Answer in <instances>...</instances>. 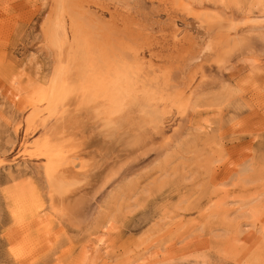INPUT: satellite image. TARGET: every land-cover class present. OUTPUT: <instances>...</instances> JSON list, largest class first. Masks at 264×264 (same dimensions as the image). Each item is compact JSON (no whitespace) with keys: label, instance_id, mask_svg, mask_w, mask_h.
<instances>
[{"label":"rangeland","instance_id":"rangeland-1","mask_svg":"<svg viewBox=\"0 0 264 264\" xmlns=\"http://www.w3.org/2000/svg\"><path fill=\"white\" fill-rule=\"evenodd\" d=\"M0 264H264V0H0Z\"/></svg>","mask_w":264,"mask_h":264},{"label":"bare ground","instance_id":"bare-ground-1","mask_svg":"<svg viewBox=\"0 0 264 264\" xmlns=\"http://www.w3.org/2000/svg\"><path fill=\"white\" fill-rule=\"evenodd\" d=\"M68 1V0H67ZM76 1V0H75ZM95 1V0H94ZM57 3L59 4V2L57 1ZM69 3V2H68ZM80 3V2H79ZM73 4L74 3H72V5L71 4H69V5H71L72 7H75V6H73ZM75 4H77V3H75ZM65 6H67V9L69 10L70 8L68 7V4H64ZM97 5V4H96ZM62 6V5H61ZM61 6H59V7H61ZM86 6V5H85ZM79 7V6H78ZM78 7H76V8H78ZM56 8V7H55ZM54 9V8H53ZM61 9H62V12H61V14L62 13H66L67 14V9L65 8V7H61ZM65 9L67 10L66 12H65ZM83 9H86V8H83ZM59 10V9H58ZM56 11H57V9H56ZM56 11H54V13H56ZM70 11H72V10H70ZM74 11V10H73ZM72 11V12H73ZM59 12V11H58ZM59 12V13H60ZM69 12V11H68ZM85 12V11H84ZM90 12V11H89ZM89 12H88V14H89ZM202 12V11H201ZM58 13V14H59ZM74 13V12H73ZM203 13V12H202ZM194 14V13H193ZM198 14L200 15L201 13L200 12H198ZM55 15V14H54ZM53 15V16H54ZM65 15V14H64ZM82 15V14H81ZM198 15V16H199ZM58 16H60L61 17V15H58ZM112 16V15H111ZM197 16V15H196ZM197 16V17H198ZM63 17V16H62ZM206 17H208V16H206ZM69 18V17H68ZM74 18H76L75 16H74ZM74 18L72 19L73 21H75V20H77V19H80V18H76L75 20H74ZM129 18V19H128ZM127 19H123V24H122V22L120 23V24H122V26L124 27L123 29H121V31H119L118 29H114V30H117V34H121V35H119L118 36V42L116 43V42H113V44H115L114 46L116 47V48H118V46H119V48L118 49H116V48H114V50L116 49V52H118L119 53V58L120 59H115V64L113 65V67H114V69L115 70H118V72L121 74L120 75V80L122 81V83L124 82H127L128 84H129V86L128 87H135L136 86V82L133 80V76H135L136 74H137V72L138 71H136L135 69H133V66L135 67L136 65H132L131 63H129L128 62V60H129V58H131V56L129 57L128 56V54L123 50V48L125 47V46H127L126 47V49H128V46H129V42H130V39L132 38L131 36H132V33H137L138 34V32L145 38L146 37V32H148V30H150V32H151V30H152V27H147V26H145L144 24H140V23H138V21H134V19H130L131 17H128ZM60 19V18H59ZM119 19H120V17H119ZM200 18H198V20H199ZM202 19V18H201ZM52 20V19H51ZM53 20H54V17H53ZM55 20H56V18H55ZM64 20H65V18H64ZM59 21H63L62 19L61 20H59ZM70 22H71V20H69ZM81 21H82V19H81ZM115 21V20H114ZM202 20H200V22H201ZM52 22H55V21H52ZM65 22V21H64ZM84 22V21H83ZM116 22V21H115ZM207 22V21H206ZM48 23H50V20H49V22ZM60 23V22H59ZM59 23H57V25H59ZM71 23H73V22H71ZM70 23V24H71ZM111 23V22H110ZM109 23V24H110ZM203 23V22H202ZM208 23V22H207ZM114 24V23H113ZM120 24H118V25H120ZM72 25V24H71ZM117 25V26H118ZM200 25H201V23H200ZM231 25H233L232 27L233 28H235V24H231ZM51 26V30L49 31L50 32V35L51 36H49L50 37V40L52 41V42H54V45L55 44H60V47L59 46H57V47H59L61 50L62 49H64V46H66L67 45V43H69V42H65V40H66V38L68 37V36H66L67 34H66V31H65V29L64 28H62L63 26H59V28H61V30L59 29L58 30V28H56V29H54V24L53 25H50ZM49 26V27H50ZM52 26H53V28H52ZM76 26V25H75ZM112 26V25H111ZM114 26H115V24H114ZM58 27V26H57ZM70 27V26H69ZM74 27V26H73ZM109 27H110V25H109ZM108 27V28H109ZM231 27V28H232ZM75 28V27H74ZM77 28V27H76ZM212 28H214V27H212ZM216 28V27H215ZM226 28V27H225ZM228 28L230 29V27L228 26ZM233 28L231 29V30H233ZM237 28V27H236ZM235 28V29H236ZM52 29H54V30H52ZM70 29V28H69ZM98 29V28H97ZM104 29V28H103ZM102 29V30H103ZM210 29V28H209ZM228 29V30H229ZM48 30H49V28H48ZM47 30V31H48ZM112 30H113V28L111 27V29H109L108 30V32L106 33V35L108 36V37H110L111 36V34H112ZM219 30H220V28H219ZM226 30H227V28H226ZM68 31V30H67ZM76 31H77V29H76ZM104 31V30H103ZM123 31V32H122ZM221 31V30H220ZM207 32H209V31H207ZM214 32V31H213ZM229 32H230V30H229ZM228 32V33H229ZM76 33V32H75ZM219 33V32H218ZM217 33V34H218ZM221 33V32H220ZM225 33H227L226 31H225ZM209 34H211V31H210V33ZM212 34H214V33H212ZM223 34V33H222ZM100 35V34H99ZM114 35H116L115 33H114ZM215 35V34H214ZM149 36V35H148ZM148 36L146 37V39L148 38ZM152 36V35H151ZM74 37H75V35H74ZM73 37V38H74ZM97 37V36H96ZM224 37V36H223ZM245 37V36H244ZM98 38V37H97ZM105 38V37H104ZM137 38V37H136ZM141 38V37H140ZM144 38H142L141 40L143 41V39ZM215 38V37H214ZM60 39V40H59ZM133 39V38H132ZM131 39V40H132ZM150 39V38H149ZM226 39V38H225ZM236 39H238V38H236ZM241 39V38H240ZM247 39V38H246ZM113 40V39H112ZM98 41H100V40H98ZM129 41V42H128ZM240 41H242V40H240ZM244 41V40H243ZM66 44H65V43ZM134 42V41H133ZM132 41H131V43H133ZM139 42V41H138ZM138 42H137V46H138ZM148 42V41H147ZM230 42V41H229ZM246 42H248L247 40H246ZM51 43V42H50ZM125 43H127L126 45H125ZM136 43V42H135ZM146 43V42H145ZM65 44V45H64ZM82 44V43H81ZM112 44V45H113ZM143 44V43H142ZM218 44V43H217ZM216 44V45H217ZM224 44V43H223ZM245 44V43H244ZM110 45V44H109ZM108 45V46H109ZM121 45H123L124 47H121ZM131 45V44H130ZM133 45V44H132ZM132 45H131V47H132ZM134 45H136V44H134ZM141 44H139V46H140ZM215 45V44H214ZM225 45V44H224ZM143 46V45H142ZM237 46H238V44H237ZM244 46H246V45H244ZM239 47V46H238ZM135 48V47H134ZM138 48V47H137ZM139 48H141V46L139 47ZM201 48V47H200ZM60 49H58V50H60ZM70 49V48H69ZM239 49V48H238ZM61 50H60V52H61ZM132 50H134L133 48H132ZM137 50V49H136ZM231 50V49H230ZM233 50H235V48H233ZM63 51V50H62ZM93 51V50H92ZM135 51V50H134ZM227 51V50H226ZM232 51V50H231ZM110 52V51H109ZM132 52V51H131ZM219 52V51H218ZM134 54V53H133ZM135 54H137V52H135ZM134 54V55H135ZM219 54H221V53H219ZM115 55H117V54H115ZM121 55V56H120ZM225 55H228V53H222L221 54V58H223ZM230 55V54H229ZM232 55V54H231ZM111 56H113V55H111ZM138 57H140V56H138ZM213 58H214V56H212ZM110 58H113V57H110ZM225 58V57H224ZM134 59H135V57H134ZM137 59H139V58H137ZM216 59V58H215ZM218 59V58H217ZM226 59V58H225ZM70 60V59H69ZM136 60V59H135ZM140 60V59H139ZM209 60V59H208ZM130 62L131 61H134V60H132V58L129 60ZM218 61H220L219 59H218ZM222 61H224V60H222ZM69 62V61H68ZM116 62H118L119 64H117L116 65ZM212 62V61H211ZM226 62H227V59H226ZM142 63V62H141ZM131 64V65H130ZM134 64H137V66L140 64H138V63H134ZM204 64V63H203ZM66 63H64V61L63 60H61L60 62H59V64H58V66H57V71H59V74H61L62 73V75H65L64 74V70L66 69ZM116 65V66H115ZM142 64H140V66H141ZM139 66V67H140ZM223 66V65H222ZM221 66V67H222ZM131 68V69H130ZM104 69V68H103ZM102 69V70H103ZM66 70H68V68L66 69ZM149 70V69H148ZM152 70V69H151ZM151 70H150V72H151ZM84 71V70H83ZM86 71V70H85ZM134 71V72H133ZM141 71V70H140ZM68 71H66L65 73H67ZM149 72V73H150ZM154 72V71H153ZM176 72V71H175ZM175 72H173V73H175ZM134 73H136L135 75H134ZM141 73H142V71H141ZM179 73V72H178ZM59 74H54V76L53 77H61L60 78V80H62V75L60 76ZM146 74V73H145ZM152 74H154V73H152ZM156 74V73H155ZM182 74V73H181ZM142 75V74H141ZM173 75V74H172ZM148 76V75H147ZM175 76H176V74H175ZM59 77H58V80H59ZM174 77V76H173ZM179 77V76H178ZM136 78V77H135ZM158 78V77H157ZM165 78V77H164ZM176 78H177V76H176ZM74 79V78H73ZM75 79H76V77H75ZM115 79V78H114ZM141 79V78H140ZM90 80V79H89ZM93 80V79H92ZM138 80V79H137ZM156 80V79H155ZM158 80V79H157ZM169 80V77H168V79L167 80H164V81H168ZM56 81H57V78H56ZM76 81V80H75ZM78 81V80H77ZM151 81V80H150ZM170 81H175V79L174 78H172V79H170ZM182 81V80H181ZM59 82V81H58ZM79 82V81H78ZM86 82V81H85ZM84 82V83H85ZM95 82V81H94ZM140 82V84H142L144 87H143V89H144V91H145V93H147L146 94V96L147 95H149V94H151V95H153V96H155V95H158L159 97L161 96V97H163V98H166V100H169L170 102H172L173 100H175V102H176V104L177 103H183V102H185L184 101V98H183V101H179V97H181L180 95H182L183 96V92H181V90L180 89H178V88H176V87H173V86H171V85H164V83H166V82H162V84H160L161 85V89H158L157 87H155V83L154 82H152V83H154V84H151V82H149L148 80H144L143 81V83H141V80L139 81ZM184 82V81H183ZM55 83V80H53V78H52V81H51V85H50V88L49 89H47L48 91L46 92V95H45V100H46V102L49 104V106H53V102H55L54 100H55V98H57L56 96H58V93L56 94V92H55V88H54V85H56V84H54ZM71 83H72V81H71ZM120 83V82H119ZM119 83H117V86H122V85H118ZM135 83V84H134ZM181 83V82H180ZM54 84V85H53ZM79 84V83H78ZM158 84V83H157ZM177 84V83H176ZM57 85H58V83H57ZM75 85V83H73V86ZM95 85V84H94ZM134 85V86H133ZM59 86H61V85H58V88H59ZM84 86V85H83ZM116 86V87H117ZM72 87V86H71ZM82 87V86H81ZM86 87V86H85ZM124 87V86H123ZM127 87V88H128ZM77 88V87H76ZM78 88L80 89V87L78 86ZM75 89V88H74ZM120 89V88H119ZM61 90V89H60ZM78 90V89H77ZM77 90H74V91H77ZM57 91V90H56ZM79 91V90H78ZM61 92V91H60ZM59 92V93H60ZM72 93H73V91H72ZM77 93H79V92H77ZM77 93H76V95H77ZM61 95V94H60ZM151 95H149V96H151ZM70 96V95H69ZM75 96V95H74ZM71 97V99L72 98H75V97ZM78 97V96H77ZM184 97V96H183ZM70 98V97H69ZM84 98H85V96H84ZM84 98H83V100H84ZM76 99V98H75ZM181 99H182V97H181ZM73 100V102L75 101L74 99H72ZM187 100V99H186ZM69 101H71L70 99H69ZM77 101V100H76ZM75 101V102H76ZM88 101H89V99H88ZM88 101H85V102H87L88 104H90ZM95 101V100H94ZM72 102V101H71ZM91 102V101H90ZM67 103H68V101H67ZM70 103V102H69ZM84 103V102H83ZM86 103V104H87ZM85 104V103H84ZM175 104V105H176ZM71 105H74V104H71ZM178 105H180V104H178ZM85 107H86V105H84ZM84 106H83V110H84ZM182 106V105H181ZM72 107V106H71ZM87 108V107H86ZM85 108V109H86ZM185 108V107H184ZM69 109H70V107H69ZM69 109H68V112H69ZM71 110V109H70ZM149 113L150 112H146V115H149ZM80 115H81V113H80ZM151 115V114H150ZM153 117V116H152ZM33 118V117H32ZM147 117H144L143 119L144 120H141V121H137L136 122V137H135V139L131 142V144L132 143H134L135 141H137V140H139V135H140V132L138 133V131H140L141 130V128L142 127H144L145 126V119H146ZM34 119V118H33ZM152 120H153V118H152ZM32 121V120H31ZM80 123V122H79ZM29 124V123H28ZM96 126V125H95ZM94 126V127H95ZM97 127V126H96ZM59 128V127H58ZM74 129V128H73ZM76 129H78V128H76ZM144 129V128H143ZM77 131V130H76ZM77 133V132H76ZM75 136H77L76 134H75ZM60 139H61V137H60ZM123 139H124V137H123ZM60 141V140H59ZM130 144V145H131ZM132 146V145H131ZM154 146V145H153ZM73 147V146H72ZM135 147H136V145H135ZM135 149V148H134ZM137 149V148H136ZM70 151V150H69ZM88 151V150H87ZM134 151V150H133ZM74 152V151H73ZM86 152V151H85ZM76 153V152H75ZM82 153V152H81ZM89 155V154H88ZM94 160V159H93ZM93 160H91L92 162H93ZM51 161H53V159L51 160ZM56 161V160H55ZM87 161V160H86ZM91 161H89V163L91 162ZM92 162H91V164H92ZM88 163V164H89ZM90 164V165H91ZM94 164V163H93ZM92 164V166L94 167H96V165H93ZM65 165V164H64ZM52 166H54V165H52ZM51 166V167H52ZM66 166V165H65ZM85 166V165H84ZM91 166V167H92ZM55 167V166H54ZM90 167V166H89ZM53 168V167H52ZM52 168H50L49 170L51 171V169ZM56 168H57V166H56ZM56 168H54V169H56ZM85 168H86V166H85ZM84 168V169H85ZM65 169V168H64ZM63 169V170H64ZM70 169V170H69ZM88 169V168H87ZM86 169V170H87ZM91 169V168H90ZM97 169V168H96ZM58 170V169H57ZM57 170H55V171H57ZM60 170V169H59ZM63 170H62V172H63ZM68 170L69 171H71V168L69 167L68 168ZM86 170H85V172H86ZM93 170H95V168L93 169L92 168V171ZM68 171V172H69ZM92 171H88V172H92ZM71 172H73V169H72V171ZM51 173V172H50ZM53 173V172H52ZM51 173V174H52ZM56 173V172H55ZM65 173H67V172H65ZM62 174V173H61ZM71 174V173H70ZM81 174V173H80ZM80 174H78V176L80 175ZM89 174V173H88ZM59 175V174H58ZM64 175V174H63ZM67 175H69V174H67ZM72 175V174H71ZM71 175L69 176V178H70V180H72L73 178H71ZM75 175H77V174H75ZM72 176V177H76V176ZM52 176V175H51ZM81 176V175H80ZM80 176H79V179H81L80 178ZM83 176V175H82ZM53 177H54V175H53ZM56 177V176H55ZM54 177V178H55ZM59 177V176H58ZM62 178H63V176H61ZM64 177H66L67 178V176H64ZM52 178V177H51ZM54 178L52 179V184H53V187H54V189H55V191H59L60 190V184L61 183H59V182H57L56 181V179L54 180ZM69 178L67 179V180H69ZM78 178V177H77ZM77 178H75V179H77ZM74 179V180H75ZM79 179H77L76 180V182L78 183V182H81V181H78ZM84 179V178H83ZM63 180V179H62ZM61 179L59 180V181H62ZM66 180V179H65ZM66 180V181H67ZM73 180V181H74ZM73 181H71V182H73ZM68 182V181H67ZM65 182H64V180H63V184H64ZM76 183V184H77ZM67 184H69V182L67 183ZM66 185V184H65ZM78 185V184H77ZM71 186V185H70ZM59 193H60V191H59ZM59 193H56V199H55V204L57 203V204H61L63 201H62V197L59 195ZM54 196V195H53ZM62 205V204H61Z\"/></svg>","mask_w":264,"mask_h":264}]
</instances>
